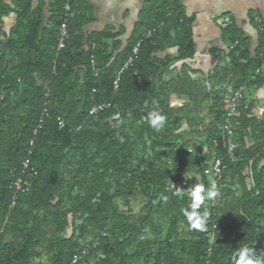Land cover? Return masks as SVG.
Here are the masks:
<instances>
[{"label": "trees", "instance_id": "obj_1", "mask_svg": "<svg viewBox=\"0 0 264 264\" xmlns=\"http://www.w3.org/2000/svg\"><path fill=\"white\" fill-rule=\"evenodd\" d=\"M77 2L70 0L73 16L58 52L63 0L53 1L45 22L26 1L18 3L16 28L5 44L0 40V264H34L40 257L45 264H71L77 256L82 259L75 264H234L244 247L264 260V118L251 115L250 102L232 120L231 136L222 132L231 93L243 85L264 86V76L250 82L262 58L264 26L252 57L228 33L234 47L227 93L225 71H214L199 95L191 78L196 73L181 68L179 92L194 96L191 102L207 100L212 118L196 145L170 136L182 122L187 129L199 122L186 109L165 106L169 88L162 82L172 63L193 56L192 19L178 0L144 4L122 49L118 34L84 38L87 19L76 14ZM170 46L177 48L175 58L154 56ZM100 104L109 107L88 116ZM153 111L166 117L158 131L148 122ZM228 139L235 146L232 161ZM212 141L226 169L216 184L218 195L198 209L208 218L197 230L184 214L192 211L191 193L180 190L193 181L211 188L202 172ZM17 175L29 188L11 206ZM224 184H235L241 196L235 199L221 189ZM135 197L141 200L138 215L119 209Z\"/></svg>", "mask_w": 264, "mask_h": 264}, {"label": "crops", "instance_id": "obj_2", "mask_svg": "<svg viewBox=\"0 0 264 264\" xmlns=\"http://www.w3.org/2000/svg\"><path fill=\"white\" fill-rule=\"evenodd\" d=\"M28 3L31 11L42 13L44 22L48 19L50 6L54 0H0V40L5 44V38L10 37L17 24L16 5L20 2ZM76 14H81L87 23L82 28V35L110 32L118 34L117 40L121 49L125 46L133 27L138 22L139 13L144 4L151 0H77ZM179 9L186 18H191V35L193 56L184 62H174L162 78V82L169 88L165 99V106L175 111L184 109L185 103L195 100L189 94H181L178 90V78L181 68L185 67L195 72L191 76L197 88L207 83L214 71L222 73L223 88L229 86L232 75L229 53L234 43L231 41L230 31L248 46V53L252 57L258 45V32L264 26V0H178ZM26 6V4H25ZM217 17L229 19V25L224 29L217 27L213 20ZM0 51L4 49L0 48ZM177 48L170 46L154 56L158 59L175 58ZM196 88V89H197ZM195 89V90H196ZM226 88L224 92H228ZM264 98V93L257 95ZM197 100V99H196ZM181 130H188L182 122Z\"/></svg>", "mask_w": 264, "mask_h": 264}, {"label": "built area", "instance_id": "obj_3", "mask_svg": "<svg viewBox=\"0 0 264 264\" xmlns=\"http://www.w3.org/2000/svg\"><path fill=\"white\" fill-rule=\"evenodd\" d=\"M62 12H63V22L57 29V42H56V52L62 50L64 48V39L66 37V22L69 18L73 16V13L70 8V0H63L62 5ZM213 23L219 27L220 29L224 30L230 23L229 19L226 17H217L213 20ZM150 36V32L146 33V37ZM234 47V46H232ZM137 53V46H135L131 50V56L128 58L126 64L124 65V68L127 66H130L132 63L133 57ZM264 76V38H263V48H262V58L254 70L250 82H253L257 78H260ZM261 89H257L252 86L243 85L238 87L235 91L231 93V95L227 98L224 106V118L222 123V132L226 134L227 137L231 136L233 124L232 120L237 116L238 110L241 106H245L252 102L251 107V115L255 117L257 120H262L264 118V105L258 106L257 103H255V99L257 98V95ZM244 93H248L249 99H245ZM109 107L108 104H100L97 106L92 107L89 112L88 116H94L103 110L107 109ZM41 121H39L40 123ZM58 124L60 127H62L63 122L61 120H58ZM212 151L210 152V160L208 161L206 167L203 169V175L210 180L212 183L214 182L215 185L221 180L226 167L222 165L219 158L216 157L215 148L217 147V143L215 141H212ZM235 148L234 144L231 142L230 139H228L227 142V153L229 155V159L232 161V155L231 152ZM29 154V153H28ZM27 159H25L22 162V171L20 172V175L23 174L24 170L27 168ZM19 175V174H18ZM13 176V181L10 185V189L13 192V200L11 202V206H13L14 201L17 198L18 194H25L29 188L28 183H24L20 176ZM209 243L212 242V235L209 237ZM87 253L84 252L83 255H86ZM82 259V257H74L71 261V264H75L79 262Z\"/></svg>", "mask_w": 264, "mask_h": 264}, {"label": "rangeland", "instance_id": "obj_4", "mask_svg": "<svg viewBox=\"0 0 264 264\" xmlns=\"http://www.w3.org/2000/svg\"><path fill=\"white\" fill-rule=\"evenodd\" d=\"M202 89L200 88V85L197 88V91H195L196 94H201ZM210 92L212 93L213 96H216L217 91L216 90H210ZM264 93V86L261 89V91L256 94L259 95L260 93ZM245 99H249L248 93H244ZM255 103H257L258 106H262L264 105V98H256L255 99ZM166 104V102H165ZM207 108H208V101L207 100H202L199 101L198 103L196 102H191L188 101L185 103L184 109L188 110L192 117L195 118L196 120H198L199 123H197L198 125H194L193 128L188 129L186 131L181 130L180 127H182V124L177 126V128H175L174 130H171L170 132H172L170 134V136L172 135H177L180 136L181 138H183V140L185 142H193L196 145L203 142L204 141V130L205 128H207L208 126L212 125V118L207 114ZM127 130V129H126ZM128 131V130H127ZM174 132V133H173ZM195 132H199V135H195ZM131 136V135H130ZM120 142L122 141V138L118 139ZM190 176H194L196 177L197 174H195L194 172L190 174ZM196 180V179H195ZM196 186V181L191 182V184L189 185H184V187L180 190L183 193H191V190ZM234 194V198H239L241 196V191L238 189V187L235 184H232L231 186H228L227 184H224L221 189H227ZM230 199V197H228V200ZM119 209L121 211H125L126 208H131L132 209V216H136L138 215V211L140 209L141 206V200L139 199V197H135V198H129L127 199V201L123 204H118ZM9 239L7 237L4 238V242H8ZM34 264H45V258L44 257H40L39 259L34 261Z\"/></svg>", "mask_w": 264, "mask_h": 264}, {"label": "clouds", "instance_id": "obj_5", "mask_svg": "<svg viewBox=\"0 0 264 264\" xmlns=\"http://www.w3.org/2000/svg\"><path fill=\"white\" fill-rule=\"evenodd\" d=\"M166 121V117L159 112L153 111L149 113L148 122L154 130H160ZM218 195L216 185L213 182L211 188L206 190L203 184L196 185L191 190L192 211L184 210V214L191 224L193 229L203 230L205 221L208 218V212L205 210L200 213L198 209L204 204L206 199L215 198ZM238 257V258H237ZM234 264H264V260L257 258V254L254 252L253 247H244L239 250L233 257Z\"/></svg>", "mask_w": 264, "mask_h": 264}]
</instances>
